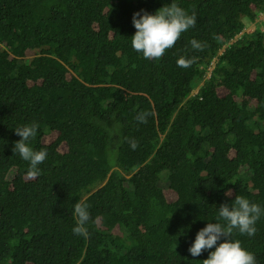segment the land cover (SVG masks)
<instances>
[{
  "label": "trees",
  "instance_id": "obj_1",
  "mask_svg": "<svg viewBox=\"0 0 264 264\" xmlns=\"http://www.w3.org/2000/svg\"><path fill=\"white\" fill-rule=\"evenodd\" d=\"M94 1L0 0V264H202L215 247L190 254L196 226L208 219L226 225L218 210L235 194L262 213L254 236L234 229L229 239L264 264V31L243 33L223 55L216 31L226 23L228 42L243 31L242 19L256 22L264 13V0H182L197 14L180 51L193 60L190 82L144 79L146 61L118 47V38H104L103 50L91 35L81 39L77 21L96 11ZM130 2L154 15L179 0ZM72 38L74 53L62 58ZM74 60L80 65L67 68ZM176 89L186 91L183 98H174ZM74 109L96 121L117 117L113 134L134 153H112L88 131L94 124L74 119ZM141 112L151 113L147 123L138 122ZM32 123L39 131L26 143L47 156L28 181V165L10 149L22 139L14 130ZM52 132L48 144L44 134ZM167 161L176 164L175 177L164 174ZM163 180H170L169 195ZM78 201L89 212V263L72 260ZM115 228L122 236L110 234Z\"/></svg>",
  "mask_w": 264,
  "mask_h": 264
},
{
  "label": "clouds",
  "instance_id": "obj_2",
  "mask_svg": "<svg viewBox=\"0 0 264 264\" xmlns=\"http://www.w3.org/2000/svg\"><path fill=\"white\" fill-rule=\"evenodd\" d=\"M94 1V0H93ZM132 1V0H130ZM125 2L122 0H98L96 2V11L94 8L89 10L86 17H83L80 13H76L74 16L83 17L86 19L78 20L83 23V39L86 35H91V39L99 40V46L96 49L103 50L107 48V43L104 40H112L118 38L120 44H124L127 48H130L134 53L139 55L146 61L141 67V74L144 79L160 80L172 82L177 77L181 76L190 82L188 75L189 66L193 63V60L186 59L181 56V47L183 41L188 36V29L194 27L196 24L197 14L193 11H189V7L185 6V2L179 0L177 3H171L156 11L154 15L149 14V10L145 7H138L132 5L131 2ZM166 3V0H164ZM264 13L259 14L258 20L252 25L254 26L252 31H247L244 19L243 31L228 42L225 41L223 33L227 28V24L224 23L217 27L216 31L219 33L220 40L224 42L222 47L218 51V55H223L225 50L233 44L237 43V38H240L243 33L251 34L255 29V24L262 21ZM122 18V20H118ZM76 38H72L70 44L60 51L62 58L68 57L74 53ZM191 45L194 49L202 50L204 45L192 40ZM82 46H80V51ZM72 51V53H70ZM215 62L207 68L204 80H208L212 76V69ZM80 64L74 60L73 63L66 64L67 68L72 69L78 67ZM203 82L196 86L193 90V94L200 91ZM219 88L225 89L227 94L229 90L224 86ZM186 94V91L182 89H176L174 91V98L181 99ZM240 100H246L245 97L239 96ZM236 101H238L236 99ZM239 102V101H238ZM151 115L150 112H141L137 115V120L140 123H147V117ZM74 119H85L95 125V128H89L88 131L98 140L99 143L105 144L112 153H124L126 155H132L134 152L125 145L118 135H114L113 132L120 129V123L118 118H114L110 121H96L86 113L75 110L73 113ZM39 131V126L36 123L23 126L15 129V133L22 139L15 144L12 141L11 153L18 159L25 161L29 169L26 173V180H33L34 177L39 175L38 165L41 164L47 156L46 151H36L35 147H29L26 143L30 138H34ZM47 136V142L50 144L56 139V133L44 134ZM130 147L135 150L138 146L135 140H129ZM65 145V144H64ZM66 146V145H65ZM2 147L0 144V157ZM16 169L18 167L16 166ZM176 164L172 161H167L164 168V174L174 176L178 173ZM161 186L164 189L166 195L167 190H172L170 186V180L161 181ZM226 196H230L231 192L225 193ZM235 200L229 204H223L218 210V216L220 219L226 221V225H221L219 222H211L209 219L202 221L196 226V229L200 231L195 237V241L188 249L193 257L200 256L204 250L212 249L215 247V251L209 253L207 259L202 261V264H256L255 257L252 253H249L242 248L239 240L231 241L233 230L236 229L241 235L254 236L256 233L255 224L261 216L262 209L256 203H251L248 199L234 195ZM74 214L77 217L76 226L73 228V233L77 236V246L75 255L72 260H79L88 262L87 254L89 252L90 238L87 234V230L84 227L89 220V212L86 204L77 202L73 205ZM221 237L228 238L227 242L219 243ZM83 243H86L84 246ZM218 245V246H217ZM82 248L80 250L79 248ZM97 258L96 261H91L93 264H99Z\"/></svg>",
  "mask_w": 264,
  "mask_h": 264
},
{
  "label": "rangeland",
  "instance_id": "obj_3",
  "mask_svg": "<svg viewBox=\"0 0 264 264\" xmlns=\"http://www.w3.org/2000/svg\"><path fill=\"white\" fill-rule=\"evenodd\" d=\"M258 19H260L259 17H258ZM257 19V20H258ZM262 21H260V22H257L256 24H255V29H257V28H259V29H261L262 31H264V15L262 16ZM244 23L246 24V28H247V31H252V30H254L253 29V23L254 22H248L247 21V19H244ZM219 91L222 93V94H225V93H227V91L225 90V89H222V88H219ZM238 101H240V99H237ZM121 137V136H120ZM121 173H123L122 172V170H119ZM127 177V176H126ZM170 194V191L169 190H167L166 191V195H169ZM97 226L98 227H100V222H97ZM110 234H113V235H115V236H122V232L118 229V228H115V230L113 231H111L110 232ZM82 248L83 247H81V248H79L80 250H82Z\"/></svg>",
  "mask_w": 264,
  "mask_h": 264
}]
</instances>
